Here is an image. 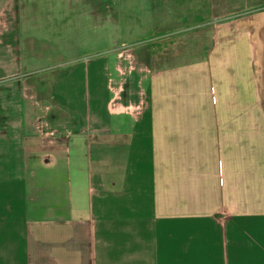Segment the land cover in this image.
Listing matches in <instances>:
<instances>
[{
	"label": "crops",
	"instance_id": "1",
	"mask_svg": "<svg viewBox=\"0 0 264 264\" xmlns=\"http://www.w3.org/2000/svg\"><path fill=\"white\" fill-rule=\"evenodd\" d=\"M112 5L0 0V264H264V0Z\"/></svg>",
	"mask_w": 264,
	"mask_h": 264
},
{
	"label": "rangeland",
	"instance_id": "2",
	"mask_svg": "<svg viewBox=\"0 0 264 264\" xmlns=\"http://www.w3.org/2000/svg\"><path fill=\"white\" fill-rule=\"evenodd\" d=\"M107 5L109 2H112V6H116L120 8V20L122 22L128 21L130 18L133 19V17H130L131 13L133 14L131 8H133V0H106ZM255 17V27L257 30L258 36H260V41L257 44L258 49V55L257 59L259 62L260 69L262 71V76L264 79V7L263 9H260L254 14ZM108 35V34H107ZM40 36H45V31L41 30ZM108 40L106 42V45H108ZM48 45V43H47Z\"/></svg>",
	"mask_w": 264,
	"mask_h": 264
}]
</instances>
